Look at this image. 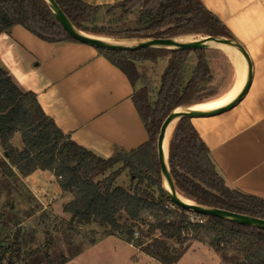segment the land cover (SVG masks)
Wrapping results in <instances>:
<instances>
[{
	"label": "trees",
	"instance_id": "1",
	"mask_svg": "<svg viewBox=\"0 0 264 264\" xmlns=\"http://www.w3.org/2000/svg\"><path fill=\"white\" fill-rule=\"evenodd\" d=\"M56 1L79 30L114 35L104 26L92 23L110 5H94L85 0ZM115 6L127 12L137 7L157 12L148 24L133 28L131 31L136 34L127 37L167 38L202 33L234 39L223 21L201 0H121ZM16 24L46 41H78L62 26L46 0H0V32ZM97 49L121 68L134 85L141 83L133 100L147 126L149 141L128 153L120 152L109 158L96 155L64 133L45 113L37 94L22 89L0 62V144L7 156L5 166L8 173L15 174L13 167L23 176L37 169L54 172L61 188L73 196L63 207L71 215V222L107 225L108 235L125 232L130 243L144 244V252L162 264H171L180 258L179 253L171 251L166 238H174L184 244L191 238L203 240L206 237L216 250L231 247L243 255L237 264H264V228L181 208L172 201L163 186L158 135L164 120L173 110L200 103L205 97V84L212 79L205 48ZM194 53L198 55L197 63L187 79V63ZM168 55L159 84L150 86L147 73L141 71V66L146 61ZM174 129L169 142V167L178 192L199 205L264 219V198L226 183L192 118L182 117ZM17 133H20L22 148L11 142ZM145 153L152 159L153 174L139 167L133 159L137 156L143 160L141 156ZM120 162H123L121 167L112 171ZM126 168L132 169L138 178L133 189L117 183ZM110 170L112 172L107 174ZM189 212L200 216L199 220H192ZM122 214H126V221L121 220ZM144 217L150 218L144 221ZM2 218L0 214V220ZM141 221L148 229L142 232L144 237L134 239L135 226ZM156 231L164 239L156 238L153 243H144V239ZM4 243V237H0V261L12 250ZM68 261L69 258L63 256L58 263L49 261L47 264Z\"/></svg>",
	"mask_w": 264,
	"mask_h": 264
},
{
	"label": "crops",
	"instance_id": "2",
	"mask_svg": "<svg viewBox=\"0 0 264 264\" xmlns=\"http://www.w3.org/2000/svg\"><path fill=\"white\" fill-rule=\"evenodd\" d=\"M85 1L111 7L121 0ZM201 1L246 49L252 73L249 88L236 105L217 114L192 117V122L226 183L264 198V0ZM224 55L232 75L223 73L218 79L225 80L221 91L226 95L234 86L237 68L231 54L224 51ZM208 60L212 75L218 77L219 67ZM0 62L22 89L37 94L45 113L64 133L96 155L109 158L128 153L149 141L133 100L140 85H134L94 45L46 41L16 24L0 32ZM245 64L248 79L246 59ZM17 134L20 141L15 146L22 148ZM13 168L34 199L51 204L54 199L72 198L54 172L37 169L23 176Z\"/></svg>",
	"mask_w": 264,
	"mask_h": 264
},
{
	"label": "rangeland",
	"instance_id": "3",
	"mask_svg": "<svg viewBox=\"0 0 264 264\" xmlns=\"http://www.w3.org/2000/svg\"><path fill=\"white\" fill-rule=\"evenodd\" d=\"M156 14V11L142 7L127 12L120 6H111L104 8L92 23L98 27L104 26L114 35L86 33L105 37L110 41L134 45L143 38L127 37L136 34L131 30L148 24L150 20L156 17ZM183 35L186 34L175 35L172 38L178 39ZM189 35L191 40H199L207 36L202 33ZM224 51L218 45H209L205 48V58L207 61H209L208 57L213 59L219 70H217L218 77L212 75V79L205 84V97L202 102L219 98L224 94L221 87L225 80L220 81L218 78L220 74L231 72V68H228L223 60L226 58ZM197 56L194 53L187 63V79L196 66ZM169 57L170 55L160 57L155 61H146L143 63L144 66H141V71L147 73L150 86L159 84ZM230 74L232 75V72ZM137 84L141 86L140 82ZM197 104L199 103L178 109L194 108ZM18 135L12 138L13 145L19 143L20 137ZM148 153L141 156L143 160L137 156H132L139 167H143L148 173L153 174L152 159ZM6 161L8 160L5 150L0 144V214L3 215L0 220V237H4V245H9L12 248L11 252L0 261V264H47L49 261L58 263L63 256L69 258V261L64 264H162L144 252V244L143 246L136 243L131 245L132 243L128 241L125 232L108 235L106 231L109 226L107 225L97 222L87 224L71 222V215L63 213L62 210H64L65 203L72 200V194L71 199H54L51 204L34 199L33 194L29 192L26 185L24 186L21 178L8 173V168L5 166ZM122 164L123 162L118 163L112 171L121 167ZM112 171H108L107 174ZM165 182L163 178V186L166 189ZM117 183L133 189L138 183V178L135 177L132 169L126 168L118 177ZM143 184L145 186L146 181ZM179 194L181 193L179 192ZM188 215L190 218H200L192 212H189ZM126 217V214H122L121 220L126 221ZM149 218L144 217L143 220L148 221ZM136 226L141 232H144L143 226L145 224L143 221ZM156 238L164 239L161 233L156 231L145 238L144 243H153ZM50 239L52 240L51 244L49 243ZM165 240L172 252L180 254V258L171 264H237L244 258L231 247L223 250L214 249L207 237L203 240L191 238L184 244L178 243L174 238H166Z\"/></svg>",
	"mask_w": 264,
	"mask_h": 264
},
{
	"label": "water",
	"instance_id": "4",
	"mask_svg": "<svg viewBox=\"0 0 264 264\" xmlns=\"http://www.w3.org/2000/svg\"><path fill=\"white\" fill-rule=\"evenodd\" d=\"M53 12L55 13L57 19L62 24V26L78 41L88 43L94 45L98 48H112V49H140V48H147V47H164V48H181V49H197V48H206L210 44V41H215L218 44L224 45H232L236 47L244 56L248 64V79L246 84L244 85L243 89L232 99L230 102L222 105L220 107H216L214 109H195L187 107L186 109H175L173 110L164 120L160 133L158 135V158L161 166L162 176L167 183V193L172 199V201L180 206L181 208L194 211L196 213L204 214L207 216H215V217H222L233 219L238 222L248 224V225H255L261 228H264V219L252 215L236 213L233 211H229L227 209H222L218 207H208L199 205L196 202H186L182 198H180V194L175 186L174 179L172 177L170 167H169V149H168V159L166 160V153H165V140L167 135V129L170 124L174 121L181 119L182 117H196V116H207L213 115L220 112H223L227 109H230L234 105H236L245 95L247 92L250 81H251V71H252V63L249 57L248 52L240 44L233 38H225L220 36H212L208 35L205 36L203 39L199 40H189V41H180L177 38L167 37V38H158V37H150V38H143L140 39L134 45H126L114 41H110L105 37H98L87 34L86 32L79 30L76 28L68 16L64 13V11L60 8L59 4L56 0H46Z\"/></svg>",
	"mask_w": 264,
	"mask_h": 264
},
{
	"label": "bare ground",
	"instance_id": "5",
	"mask_svg": "<svg viewBox=\"0 0 264 264\" xmlns=\"http://www.w3.org/2000/svg\"><path fill=\"white\" fill-rule=\"evenodd\" d=\"M204 38V37H203ZM202 38V39H203ZM192 38L190 35L188 36H181L178 38L180 41H188L191 40ZM210 45H218L220 49L225 50L227 53L231 54V56L234 59L236 68H237V77L234 83V86L230 92H228L226 95H223L219 98L207 101V102H201L197 104L195 109H214L216 107H220L222 105H225L226 103L230 102L236 95L239 93V91L242 89V87L245 85L247 76V70H246V64H245V59L242 53L234 46L232 45H224V44H218L215 41H210ZM177 121H174L170 124V126L167 129V135H166V140H165V153H166V160L168 159V149H169V142L170 138L172 136V133L174 131L175 125ZM166 183V182H165ZM167 186V183L165 184ZM180 198H182L184 201L192 203L193 200L183 196L179 195Z\"/></svg>",
	"mask_w": 264,
	"mask_h": 264
},
{
	"label": "built area",
	"instance_id": "6",
	"mask_svg": "<svg viewBox=\"0 0 264 264\" xmlns=\"http://www.w3.org/2000/svg\"><path fill=\"white\" fill-rule=\"evenodd\" d=\"M168 207H173V206H169L168 205ZM195 219H198L199 220V218H192V220H195ZM143 228H144V230H147L148 229V227L147 226H143ZM143 236V234H142V232L139 230V228H137V227H135V233H134V239H139V238H141ZM144 237V236H143ZM131 245H134V244H131Z\"/></svg>",
	"mask_w": 264,
	"mask_h": 264
}]
</instances>
